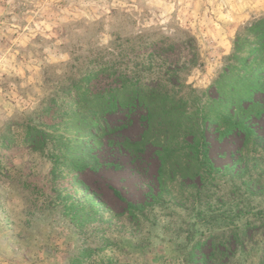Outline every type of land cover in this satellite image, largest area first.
Returning <instances> with one entry per match:
<instances>
[{
  "label": "rangeland",
  "instance_id": "1",
  "mask_svg": "<svg viewBox=\"0 0 264 264\" xmlns=\"http://www.w3.org/2000/svg\"><path fill=\"white\" fill-rule=\"evenodd\" d=\"M263 30L264 0H0V264H264V112L260 140L211 125L213 170L162 179L152 142L123 148L142 107L79 125L98 95L132 97L123 79L161 77L194 113Z\"/></svg>",
  "mask_w": 264,
  "mask_h": 264
},
{
  "label": "trees",
  "instance_id": "2",
  "mask_svg": "<svg viewBox=\"0 0 264 264\" xmlns=\"http://www.w3.org/2000/svg\"><path fill=\"white\" fill-rule=\"evenodd\" d=\"M257 39L259 42L264 39V30ZM256 52L258 54L254 61L244 64L243 74L236 76L237 73H234L239 64L231 66L230 72L224 76L223 80L216 83L217 100H211L210 104L201 105L199 103L194 113H186L180 108L178 104L182 103L183 99L176 98L169 92H163L160 89L162 87L165 89L166 85L168 86L165 79H161V77L151 80L153 85L147 86L142 84L136 86L133 82L129 83L130 80L123 79L121 87H116L114 90L119 93L126 88L131 89L132 97L122 101L118 96L120 94L111 96L109 99H106L104 94L98 95L95 100L99 102L92 108H87L86 114L80 117V129L83 125L86 130L97 127L99 125L97 119L92 120L90 116L113 113L116 110V105L121 108H129L130 111L142 107L145 112L142 116L145 123L144 133L138 141L126 140L124 149L131 155L139 156L143 145L152 142L151 144L155 146V154L160 161L159 175L161 179L170 170L178 171L185 169L186 166L190 172H192L190 169L195 167V173L198 175L202 172L212 171L214 167L209 159L210 144L208 142V130L211 125L216 127L215 133L218 135L219 141L233 133L242 136L244 147L253 140L254 142L260 140L255 136L249 122L253 118L254 112H256V117L261 116L264 112V78L260 76L264 68V43H261L259 47L247 50V55L239 58L238 63H245L246 59ZM183 86L189 87L186 83ZM257 94L263 96L261 100H255ZM83 100L85 99L83 98ZM228 107L233 108L232 113H228ZM186 120L193 123L184 130L190 137V141H187L185 146H183V142L182 145L168 143L172 137H177L183 132L182 127ZM108 128L105 127V129ZM105 129L102 127L101 131H105ZM182 150L185 151L181 152ZM82 166L83 163L80 161L77 168L82 169ZM200 248L201 245L197 244L195 250ZM192 254L194 255V253ZM205 256L203 254L200 257L199 264L201 262V264L208 263L210 258ZM101 264L113 263L101 261Z\"/></svg>",
  "mask_w": 264,
  "mask_h": 264
}]
</instances>
